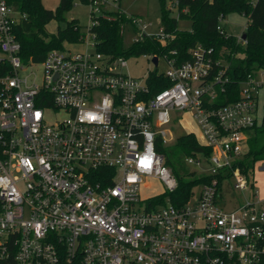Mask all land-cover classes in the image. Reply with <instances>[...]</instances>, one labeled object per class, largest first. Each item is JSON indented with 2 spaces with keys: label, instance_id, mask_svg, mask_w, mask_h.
Masks as SVG:
<instances>
[{
  "label": "built area",
  "instance_id": "2783aa9c",
  "mask_svg": "<svg viewBox=\"0 0 264 264\" xmlns=\"http://www.w3.org/2000/svg\"><path fill=\"white\" fill-rule=\"evenodd\" d=\"M88 2L92 13L101 9L99 16L122 11L121 33L134 28V42L148 36L166 45L174 39L163 26L148 32L150 23L119 6ZM25 17L11 0H0V263H262L264 206L256 201L258 191L240 168L229 175L221 169L248 151L264 92L259 71L240 83L238 99L218 105L229 63L201 43L185 60L176 49L144 53L154 63L158 58L156 66L161 59L168 65L153 84L165 78L169 86L157 91L151 74L142 79L126 72V57L99 51L91 33V52L65 43L42 61L25 63L15 33ZM183 110L191 111L203 143L212 148L211 156L202 154L212 163L202 173L210 178L182 205L167 198L154 206L140 189L149 176L160 178L167 191L176 189L157 144L173 140L167 126ZM60 112L67 116L60 119ZM49 114L56 115L54 121ZM199 154L187 162L201 164ZM231 179L234 193L251 189L252 196L234 204L227 189Z\"/></svg>",
  "mask_w": 264,
  "mask_h": 264
},
{
  "label": "trees",
  "instance_id": "16d2710c",
  "mask_svg": "<svg viewBox=\"0 0 264 264\" xmlns=\"http://www.w3.org/2000/svg\"><path fill=\"white\" fill-rule=\"evenodd\" d=\"M74 0H61L55 9L45 8L42 0H11L16 8L26 15L15 27L16 36L21 43V56L25 63L30 61L40 62L47 53L54 48H63L67 42H81L86 36L81 32L77 19L68 21L64 29L52 33L47 25L55 20L64 19L65 12L71 9ZM88 2V0H82ZM168 0H160L163 27L174 35V39L163 45L157 39L146 36L143 40L134 42L129 49L124 48L121 25L125 22L122 11L110 12V16H99V23L89 27V33L96 36L99 51L112 56H130L144 53L161 54L176 49L180 60L189 58V49L201 43L207 48H213L214 56L218 60L229 63L227 74L229 82L226 84V93L219 95L218 105L239 98L240 83L249 73L255 74L264 70V0H177L180 17L192 20L191 29H181L178 19L171 15L172 6ZM236 12L248 18L245 28L247 38L239 40L235 35L229 34L225 28L218 26L227 14ZM222 64H220L221 66ZM149 83L153 90L169 86V81L160 79V86H155L154 81H159L157 76H151ZM248 151L232 161V167L221 168L229 175L234 168L248 176L254 165L264 160V124L258 122L254 126L248 139ZM157 150L164 156L176 180L177 187L173 191H166L153 197L152 205L164 204L169 198L173 203L182 205L196 191L197 187L206 182L210 177L199 175L190 180L184 177L190 174L186 169V158L196 156L198 153L211 156L212 148L201 143L196 134L187 132L179 135L173 144L165 145L163 140L157 144ZM1 264V263H0ZM260 264H264V261Z\"/></svg>",
  "mask_w": 264,
  "mask_h": 264
},
{
  "label": "rangeland",
  "instance_id": "374dc122",
  "mask_svg": "<svg viewBox=\"0 0 264 264\" xmlns=\"http://www.w3.org/2000/svg\"><path fill=\"white\" fill-rule=\"evenodd\" d=\"M61 0H42V4L45 8L55 10ZM96 6L101 8H114L119 6L121 10L129 15H135L142 18L145 22L151 25L148 28V32L158 33L160 27L163 26L162 15H161V5L160 0H121L119 5L113 2L105 3L103 6L100 5L102 0H97ZM169 5L172 6L171 15L178 19V26L181 29H191L192 20L187 17L179 16V9L177 6V0H168ZM92 3L84 2L82 0H74L71 9L64 14V19L53 20L47 25V29L52 33H57L59 28L64 29L68 21L72 18L77 19L81 32L87 35L84 44L82 42H67L65 45L71 50L78 51L86 48L89 52L94 50L93 41L94 38L89 33V26L92 25L94 16H99L100 10L92 13ZM105 9V8H104ZM248 24V18L240 13L232 12L226 15L221 21V25L229 34L235 35L237 38L241 37L245 28ZM138 34L135 32L134 28L127 27L123 35V44L125 49H129ZM127 59V65L123 68L129 74L137 78H146L147 75L151 74L154 76L157 73H163L168 69V65L164 59H161L159 64L156 66L152 60V57L145 54H135L125 56ZM21 76H26L30 73V68L25 71L20 72ZM258 79L264 78V74L259 71L256 75ZM59 118L63 119L67 116L65 112L59 113ZM56 115L49 114V120L54 121ZM258 124H264V92L259 97V110H258ZM168 130L172 132L173 140L167 141L166 144L171 145L174 143L179 135L187 132H193L196 134L198 140L202 143L205 142L206 138L203 135V131L198 124L197 120L191 115V111H178L173 113L172 121L167 126ZM201 164L192 163L189 164L187 159L186 169L190 171V174L184 177L185 180L193 179L196 176L202 175L203 172H209L212 170V163L209 159L205 158L202 154L198 155ZM252 190L258 191L256 201H259L260 206H264V160L258 161L254 168L250 171L247 176ZM200 187H197L199 191ZM227 189L233 193L235 199L232 202L235 204L242 203L246 199L252 196L253 191L248 189L246 191H236L234 193V179L228 182ZM167 191V186L165 183L156 176L146 177L143 181L142 187L140 189V197L142 199H148L155 197ZM195 197L192 199L194 200ZM168 202V200H167ZM230 205V204H229ZM231 206V205H230Z\"/></svg>",
  "mask_w": 264,
  "mask_h": 264
},
{
  "label": "water",
  "instance_id": "95a60500",
  "mask_svg": "<svg viewBox=\"0 0 264 264\" xmlns=\"http://www.w3.org/2000/svg\"><path fill=\"white\" fill-rule=\"evenodd\" d=\"M242 38H243L244 40L247 38L246 33L242 34ZM154 61H155V63H157V62H158V58L155 57V58H154Z\"/></svg>",
  "mask_w": 264,
  "mask_h": 264
}]
</instances>
